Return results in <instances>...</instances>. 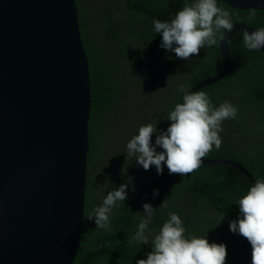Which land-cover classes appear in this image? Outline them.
I'll return each mask as SVG.
<instances>
[{
	"label": "trees",
	"instance_id": "trees-1",
	"mask_svg": "<svg viewBox=\"0 0 264 264\" xmlns=\"http://www.w3.org/2000/svg\"><path fill=\"white\" fill-rule=\"evenodd\" d=\"M83 40L88 55L92 108L89 124L91 148L88 155V181L86 208L81 243L73 264H136L146 259L152 245L129 243V238L138 230L139 223L146 219L143 205L150 203L153 216L145 230L151 241L154 235L169 219V213L178 214L187 235L191 232L205 234L215 226L227 234V249L233 248V259L251 264L252 249L245 248L243 237L230 231L229 224L240 216L238 200L250 190V179L238 168L225 164H202L198 170L187 175L169 174L166 168L162 175L153 178L135 158L125 168H113V184L110 191L124 183H129L128 198L120 202L110 213V228L96 229L94 209L102 205L97 200V189L93 175L94 161L98 158L100 138L107 132V120L120 116L123 105L129 100L127 87L133 83L134 89L153 87L160 92L159 79L167 78L175 85L170 90V98L163 103L159 115L157 132L166 131L171 121L167 115L177 103L183 102L184 92H189L198 82L219 74L223 68L220 53L222 35L218 34V44L202 48L198 56L185 61L189 68L176 71L178 59L175 53L162 48V36L154 31L153 21L170 22L174 14L195 0H123L117 11L104 8L99 32L93 36L85 20L84 0H77ZM219 7L228 10L232 23L243 22L257 30L264 28V11L256 10L254 19H249V10L236 9L222 0ZM243 32L232 33L228 45L232 65L228 75L219 82L200 88L205 92L213 108L225 101L238 109L235 119L222 122L219 133L222 144L204 158L211 160H235L241 163L256 180H264V53L250 51L243 43ZM163 62V65H162ZM183 64V62H182ZM159 90V91H158ZM132 100V98H131ZM130 100V101H131ZM131 166L133 172L127 175ZM183 181V182H182ZM182 182V183H181ZM132 185L135 191L131 190ZM158 189L159 194L153 195ZM168 198V199H167ZM167 199L168 207H160ZM213 212V214H212ZM223 217V219H222ZM226 219V226H222ZM248 246L251 247L248 242Z\"/></svg>",
	"mask_w": 264,
	"mask_h": 264
},
{
	"label": "water",
	"instance_id": "water-1",
	"mask_svg": "<svg viewBox=\"0 0 264 264\" xmlns=\"http://www.w3.org/2000/svg\"><path fill=\"white\" fill-rule=\"evenodd\" d=\"M264 11V0H222ZM77 0H0V264H73L86 208L91 74ZM222 70L188 93L224 79ZM264 53V48H261ZM231 164L252 178L241 163ZM253 180V179H252Z\"/></svg>",
	"mask_w": 264,
	"mask_h": 264
},
{
	"label": "clouds",
	"instance_id": "clouds-1",
	"mask_svg": "<svg viewBox=\"0 0 264 264\" xmlns=\"http://www.w3.org/2000/svg\"><path fill=\"white\" fill-rule=\"evenodd\" d=\"M256 10L249 9L250 20L255 18ZM231 16L228 10L218 6L217 0H195V3L186 4L175 13L170 22L157 19L153 21V25L154 31L162 36V48L175 53L178 59L190 60L194 55L198 56L202 48L217 45L218 34L223 35L224 31L230 32L233 29ZM243 43L250 51L264 48V28L253 32L245 30ZM177 90L184 92L183 102L177 103L174 110L168 113L167 120L171 124L166 131L159 132L155 145L152 144V137L158 130L151 123L141 126L138 134L126 145V159L135 158L137 165L145 170L155 166L157 174L160 175L163 174L165 165L170 175L187 176L198 170L202 159H208L204 157L212 151L213 145L217 150L220 149L222 140L219 133L223 131L222 122L235 119L238 113V109L229 101L213 108L208 95L203 91L189 94L184 85H180ZM157 148L162 151H157ZM246 176L252 186L238 200L240 216L230 222L229 228L243 237L245 248L252 249L251 264H264V180H256L252 174V178ZM129 187V183H124L109 191L102 205L94 209V214L89 219H94L96 229L110 228V213L128 198ZM131 190L135 191L134 185ZM158 194L159 190H154L153 195ZM167 199L160 207H168ZM143 209L146 219L139 223L137 232L128 242H150L152 251L147 254L146 259L137 260L136 264L247 263L241 261V257L232 258L233 248L227 249V234H222L218 226L205 234L191 232L187 235L180 216L174 212L169 213L168 221L150 241L145 230L151 221L154 208L150 203H145ZM222 226H226V219Z\"/></svg>",
	"mask_w": 264,
	"mask_h": 264
},
{
	"label": "rangeland",
	"instance_id": "rangeland-1",
	"mask_svg": "<svg viewBox=\"0 0 264 264\" xmlns=\"http://www.w3.org/2000/svg\"><path fill=\"white\" fill-rule=\"evenodd\" d=\"M123 6V0H84L85 20L89 25V32L96 36L99 32V24L103 18L104 8L113 9L117 11V7ZM181 61L177 64L175 70L179 71L182 67L184 71H187L189 66L185 62ZM183 62V64H182ZM163 65V62H162ZM158 87L161 88L160 92H157L153 87H139L134 89V84L130 83L127 87V93L129 94V100L123 105L121 114L118 120L125 118L121 122H117L114 117H109L107 120V132L100 138L99 143V156L94 161L96 165L93 167V175L95 178V185L97 189V197L99 201L103 202L110 191V186L114 183L112 172L113 168H125L129 165L132 159H126V145L128 141L136 134L141 126L146 124H153L159 122V115L163 109V103L170 98V90L175 85L167 78V74L163 76V80L159 79ZM153 93V94H152ZM132 98V100H131ZM131 100V101H130ZM236 107V106H235ZM159 129V126L157 127ZM159 132L154 133L152 137V144L155 145L156 136ZM157 151L162 149L157 148ZM167 166H164V170ZM135 170L134 166H131L130 172ZM146 172L154 177L157 174L155 166H152L150 170Z\"/></svg>",
	"mask_w": 264,
	"mask_h": 264
}]
</instances>
